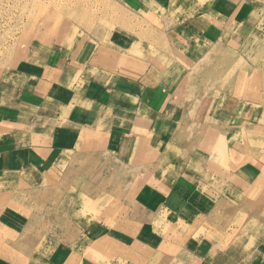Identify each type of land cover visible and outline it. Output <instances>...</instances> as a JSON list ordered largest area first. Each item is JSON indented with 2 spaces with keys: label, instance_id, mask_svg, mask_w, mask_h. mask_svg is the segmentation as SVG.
I'll use <instances>...</instances> for the list:
<instances>
[{
  "label": "crops",
  "instance_id": "1",
  "mask_svg": "<svg viewBox=\"0 0 264 264\" xmlns=\"http://www.w3.org/2000/svg\"><path fill=\"white\" fill-rule=\"evenodd\" d=\"M125 2L141 15L139 35L35 36L22 57L0 66V264H134L154 250V264H264V237L244 225L181 243L163 233L190 228L198 215L233 221L240 212L228 201L264 182V0ZM200 85L219 86L226 100L183 154L181 105ZM74 150L105 151L123 164L157 160L130 178V189L109 192L86 216L90 226L68 223L60 200L50 218L43 211L52 231L36 238V207L47 204L36 198H52L51 175ZM68 229L80 232L70 238Z\"/></svg>",
  "mask_w": 264,
  "mask_h": 264
},
{
  "label": "rangeland",
  "instance_id": "2",
  "mask_svg": "<svg viewBox=\"0 0 264 264\" xmlns=\"http://www.w3.org/2000/svg\"><path fill=\"white\" fill-rule=\"evenodd\" d=\"M124 2L125 0H0V66L22 57L28 48L27 42L35 36L39 37L41 42H50L61 35L67 36L71 32L73 34L80 32L83 33L84 38H91L92 34L97 33L95 31L102 30L109 33L114 29L137 31L136 33L139 35L144 25L141 22V15L135 14L134 11L130 10L131 7L124 5L126 4ZM163 18L165 19V17ZM168 21L164 20L165 29L172 24L170 22L167 24ZM146 30L150 31V29ZM139 39L138 37L137 41ZM144 39L148 42L155 41V38L150 36ZM135 55L140 57L142 53L138 51L135 52ZM181 87L183 88L181 93L189 94L191 88L188 85ZM198 87V89H194L197 94L195 100L193 102L186 100L181 105L183 108L182 121L187 122V124H183L186 125V130H182L184 132L182 140H185L183 145H187L183 154L190 151L194 144L204 137V129L207 124L204 116L213 109L214 104L218 106H215V110H220L222 103L226 100V97L221 98L219 86L200 85ZM207 96L212 100L205 102L204 99ZM216 98H219L217 102H215ZM199 115L201 117H198ZM241 143L242 146L240 147L247 153L251 143L247 142L244 134ZM83 152H79L77 155L76 150L72 151L68 157V164L61 166L60 176L51 175V180L48 182L51 191L54 192L51 199L36 198V201L42 200L47 203L45 206L41 207L39 204L36 207L37 211H41V213L36 218L37 228L30 230V233H34L36 238L45 232L52 231L45 227L46 225L49 227L50 222H44L45 214L43 211H47V217L50 218L51 212H58V209L55 208L60 204V200L67 203L68 223L71 224V221H75L80 226H90L91 223L86 216H89L100 203L110 201L112 199L111 192L120 194L124 190L130 189V178L135 174L144 173L147 168L152 169L157 160L156 154L153 153L148 155L143 163L135 161L133 164H123L105 151ZM181 152L179 150V154ZM61 169L57 168L56 171ZM205 182L206 179L200 183L201 190L204 191L207 189ZM134 189L132 186L130 191L135 193L136 190ZM77 190L85 191L83 195L80 194L79 203H76L77 199H75ZM64 191L67 192V199L62 197ZM89 195L100 198L86 197ZM93 202L97 203L93 204ZM228 205L240 212L233 221H230V217L219 220L210 215L207 217L198 215L188 221L190 228L174 231L175 229L165 226L163 233L166 236L168 234L177 236L174 238L175 241L181 243L188 237H193V240L200 237L219 239V234L223 231L219 229L220 227H226L225 231H232L233 227H243L244 225L247 234L257 235L260 238L264 237V182L258 183L256 181L250 192L248 191L242 198L230 199ZM76 206L78 209H75ZM63 232L64 235L68 234L71 238L80 231L68 229ZM158 254L161 255V250H154L147 255L149 260L136 261L134 264H154Z\"/></svg>",
  "mask_w": 264,
  "mask_h": 264
}]
</instances>
